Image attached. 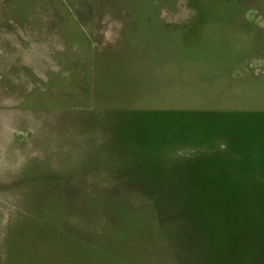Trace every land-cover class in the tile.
I'll return each mask as SVG.
<instances>
[{"label": "rangeland", "instance_id": "374dc122", "mask_svg": "<svg viewBox=\"0 0 264 264\" xmlns=\"http://www.w3.org/2000/svg\"><path fill=\"white\" fill-rule=\"evenodd\" d=\"M0 12V264H264V0Z\"/></svg>", "mask_w": 264, "mask_h": 264}, {"label": "crops", "instance_id": "0c3cea01", "mask_svg": "<svg viewBox=\"0 0 264 264\" xmlns=\"http://www.w3.org/2000/svg\"><path fill=\"white\" fill-rule=\"evenodd\" d=\"M22 3H24V2H21V3L18 4V7H19L18 9L12 7L11 8V12H12L14 17H16V18L17 17H24L27 20L26 17L30 16L32 13H31V10L26 9V8H22V6H25V4H22ZM2 15H4V14L2 12H0V16H2ZM263 23L258 24V27L260 29H262V30H264V27L262 26ZM42 24L45 25V20H44V22ZM261 33H262V31H261ZM42 42L45 43V40H43ZM28 49L29 48L25 47L24 48V52H26ZM23 54H25L24 56H25L26 59H29V58L33 59V58L36 57L37 59L41 60V61H39L40 63L45 62L43 60V59H45V44L44 45H40V43L38 42V43H36V45H33L30 48L29 52H26V53H23ZM25 62H27V61H25ZM263 65H264V62H263Z\"/></svg>", "mask_w": 264, "mask_h": 264}]
</instances>
